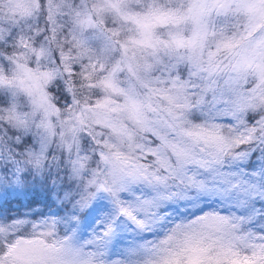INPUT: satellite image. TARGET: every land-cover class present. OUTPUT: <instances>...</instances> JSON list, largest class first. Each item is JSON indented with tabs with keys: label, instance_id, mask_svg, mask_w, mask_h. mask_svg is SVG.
<instances>
[{
	"label": "snow or ice",
	"instance_id": "6c2138e0",
	"mask_svg": "<svg viewBox=\"0 0 264 264\" xmlns=\"http://www.w3.org/2000/svg\"><path fill=\"white\" fill-rule=\"evenodd\" d=\"M0 264H264V0H0Z\"/></svg>",
	"mask_w": 264,
	"mask_h": 264
}]
</instances>
